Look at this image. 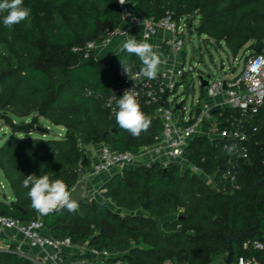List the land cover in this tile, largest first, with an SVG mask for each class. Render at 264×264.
Listing matches in <instances>:
<instances>
[{
    "label": "trees",
    "instance_id": "trees-1",
    "mask_svg": "<svg viewBox=\"0 0 264 264\" xmlns=\"http://www.w3.org/2000/svg\"><path fill=\"white\" fill-rule=\"evenodd\" d=\"M128 2L137 15L156 23L171 17L179 25L186 19L192 27L200 18L199 34L225 46L235 58L248 50L264 56V0ZM23 6L31 9L29 19L11 29L0 14V120L11 130L0 146V171L14 195L10 203L0 201V215L23 223L40 219L56 240L109 253L112 258L102 261L109 264H224L230 242L233 264L240 258L264 264V250L245 248L248 242L264 244V105L244 123L251 139L249 159L229 155L222 142L208 138L195 139L187 148L189 162L214 177L213 187L179 164L142 165L116 174L102 188L104 198L125 215L90 198L75 212L41 216L31 207L28 189L22 186L27 175L61 179L73 191L81 172L91 169L85 159L91 145L138 154L157 143L162 124L153 118V110L142 108L151 125L134 137L104 107L126 76L120 59L134 73L142 67L138 57L119 51L102 59L91 52L85 58L73 51L107 41L122 26L118 0H24ZM167 53L163 46L161 57ZM229 119L243 118L226 110L221 121L230 126ZM51 127L63 133L52 136ZM147 201L151 203L143 210ZM179 212L183 219L162 223ZM62 257L69 264V256ZM77 257L89 259L87 254ZM0 264L35 263L0 252Z\"/></svg>",
    "mask_w": 264,
    "mask_h": 264
},
{
    "label": "built area",
    "instance_id": "built-area-1",
    "mask_svg": "<svg viewBox=\"0 0 264 264\" xmlns=\"http://www.w3.org/2000/svg\"><path fill=\"white\" fill-rule=\"evenodd\" d=\"M119 6L123 14V24L107 41L88 43L85 47L75 48L73 51L84 53L85 58H89L90 53H95L101 43H106L115 37H127L129 28L142 29L141 39L146 35L149 40L160 32L168 34L163 44L168 50L167 56L162 61L165 68L158 73L157 78L148 79L141 72H134L130 74L134 80L125 76L115 86L117 98L121 97L126 89H133L141 109L153 110V118L161 122L162 132L157 143L142 148L138 154L121 153L106 144L99 145L97 159L90 169L91 175L97 177L116 171L135 169L142 165L149 167L158 164L166 167L169 164H179L183 170H190L198 177H205L208 180L207 184L213 187L214 177L192 165L187 158L186 150L193 140L208 138L211 141L222 142L224 146L236 145L238 154L233 156L238 159L250 158L251 139L244 123L259 114L264 105V56H256L249 50L241 53L238 57L244 58V64L240 72L237 74L236 69H231V75L223 79L200 75L199 79L203 77L208 81L205 88H202L200 81L204 91L202 98H205V101H200L195 109L189 112L185 102L178 103L176 99V93L180 88L189 90L193 84L195 71L193 67L186 71L185 62H179L185 54L183 36L187 33L186 29L171 17L158 23L143 19L137 15L128 0L123 5L119 3ZM172 60L174 66L168 67L167 63ZM178 105H181L180 109L177 108ZM109 110L111 116L115 117L111 109ZM226 110L240 113L243 119L233 121L229 119L227 122L230 126L225 125L221 120ZM253 131L258 130L253 128ZM227 176H231V171L227 172ZM44 231L40 219L23 223L0 215V235L11 233L20 235L31 249L40 251L39 256L33 261L35 264H67L62 254L64 250L72 248L70 239L56 240L46 235ZM250 245L257 250H264V244L261 242H248L245 248ZM90 257L95 261L112 258L109 253L96 250L91 251ZM237 264L259 263L254 259L240 258Z\"/></svg>",
    "mask_w": 264,
    "mask_h": 264
},
{
    "label": "clouds",
    "instance_id": "clouds-1",
    "mask_svg": "<svg viewBox=\"0 0 264 264\" xmlns=\"http://www.w3.org/2000/svg\"><path fill=\"white\" fill-rule=\"evenodd\" d=\"M123 5L126 0H118ZM24 0H2L0 2V14H4L2 23L6 28L11 29L14 25L29 19L31 9L23 6ZM148 38L137 40L130 36L121 45L119 51L139 58L142 67L141 74L148 79L157 78L162 63L161 54L154 50V46L147 42ZM122 73L130 76L131 65L125 59H120ZM115 103V106H113ZM105 108L111 109L120 129L128 132L134 137H139L146 132L151 120L142 111L137 94L133 89H126L119 98L113 96L107 100ZM224 151L229 155L238 154L236 145H225ZM22 186L28 189L27 195L31 201V207L41 216H47L53 212L67 209L75 212L79 208L77 199L73 198L74 192L69 190L68 185L61 179L52 180L48 175H27L22 181Z\"/></svg>",
    "mask_w": 264,
    "mask_h": 264
},
{
    "label": "rangeland",
    "instance_id": "rangeland-1",
    "mask_svg": "<svg viewBox=\"0 0 264 264\" xmlns=\"http://www.w3.org/2000/svg\"><path fill=\"white\" fill-rule=\"evenodd\" d=\"M199 26L200 18H197L194 21L192 28L190 27L189 23L186 22V19L181 20V27L185 28L187 33H185L183 36L185 40V55L179 62H185L184 67L186 71H188L190 67H193L195 71L193 72V84L189 90L185 91L184 88H180L176 93V99L178 103L185 102L189 112L195 109L200 101H205V98H202L204 91L201 88L199 79L200 75H204L206 77L212 76L216 79H223L231 75V69H236L235 71L238 74L244 64V58H235L225 46L220 48L213 41L209 40L206 35L195 33L194 29ZM189 31H193V33L190 35ZM167 65L168 67H173L174 60L169 61ZM15 121L17 123L21 122L18 119H15ZM50 129L52 131V136H60L63 133L62 128L51 127ZM10 135L11 130L4 127V122L0 120V145H2L4 141L8 140ZM200 178L205 183L208 182L205 177L201 176ZM4 192L6 196H3ZM12 197V190L6 183L2 172L0 171V200L3 199V201H6L8 200L7 198Z\"/></svg>",
    "mask_w": 264,
    "mask_h": 264
},
{
    "label": "crops",
    "instance_id": "crops-1",
    "mask_svg": "<svg viewBox=\"0 0 264 264\" xmlns=\"http://www.w3.org/2000/svg\"><path fill=\"white\" fill-rule=\"evenodd\" d=\"M141 33H142V29L129 28L128 32H127V37H115L106 43H101L99 45L98 49L96 50V52L94 53L96 59H102V58L117 54L119 52L120 45L126 39H128L130 36H133L136 39L140 38ZM167 37H168V34L160 32L155 37L147 40V42L151 43L154 46V50H157L160 53L161 49L163 48L164 41ZM164 59H165V57H161L162 61ZM164 68H165V65H163L161 63L160 72ZM98 150H99V145H96V144L91 145L87 149V152L89 154V160L91 161V167L97 159ZM118 173H121V172L116 171V172L111 173V174L101 175V176L95 177V176L91 175L90 170L89 171H82L80 182L86 181V195L88 198L95 199V200L109 206L111 209L117 210L119 214L125 215L126 214L125 211H123L121 209H117L115 204L112 201L106 200L104 198V195H103L104 192L102 191L103 186ZM12 194H13V192H12ZM3 196H6L5 192H4ZM7 199L8 200H6V201L5 200L3 201V199L0 201L10 203V202L14 201V195L12 198H7ZM182 215H183L182 212L172 213L170 216L163 219L162 223L172 222L176 218H179ZM44 233L48 236H51L50 232L47 230H45ZM91 251L92 250H89L87 246H84V247L72 246V248L64 250L63 254L69 256V260H68L69 264H109V263H104V262L99 261V260L98 261L93 260L90 257ZM0 252L17 253V254H20L22 256H26L27 258H29L32 261H34V259H36L40 254L39 250L31 249L26 244V242L24 241L22 236L17 235V234H13V233L0 235ZM80 254L89 255V259L78 258L77 256ZM117 257H120V256H116L115 258H117ZM112 264H125V263L124 262H117V263H112Z\"/></svg>",
    "mask_w": 264,
    "mask_h": 264
},
{
    "label": "water",
    "instance_id": "water-1",
    "mask_svg": "<svg viewBox=\"0 0 264 264\" xmlns=\"http://www.w3.org/2000/svg\"><path fill=\"white\" fill-rule=\"evenodd\" d=\"M195 16V12L192 13V17ZM192 28V27H191ZM201 25L197 28L194 29L195 33H199V31L201 30ZM193 33V31H189V34L191 35ZM258 53H261V50H259ZM200 81L202 83V88H205L208 85V81L206 79H204L203 77H200ZM178 109L181 108V105H178L177 107ZM117 129H113L111 131V133H116ZM85 159L88 160L89 159V154L88 152L85 153ZM214 192H218V190L216 188L213 189ZM74 195L73 198L78 200L79 205L85 201L86 199H88L87 195H86V181H81L78 183V185L74 188L73 190ZM151 203V201H147L146 203H144L142 205V209L143 210H147L149 204ZM20 211L25 214V211L20 209ZM183 216H180L179 219H183ZM224 264H233V248H232V244L230 242V246H229V255L227 260L224 262Z\"/></svg>",
    "mask_w": 264,
    "mask_h": 264
}]
</instances>
